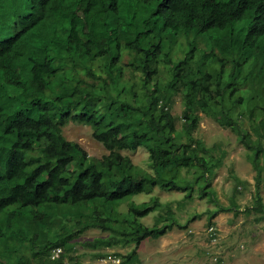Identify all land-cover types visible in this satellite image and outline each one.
<instances>
[{
	"label": "trees",
	"instance_id": "trees-1",
	"mask_svg": "<svg viewBox=\"0 0 264 264\" xmlns=\"http://www.w3.org/2000/svg\"><path fill=\"white\" fill-rule=\"evenodd\" d=\"M118 2L0 0V264H89L67 252L91 227L112 233L86 241L92 248L138 247L186 227L158 196L132 197L158 186L216 201L209 175L221 158L193 135L200 113L238 134L261 179L264 0H124L127 14L112 24ZM136 9L147 20L136 24ZM69 122L90 125L108 152L92 157L65 138ZM140 146L151 170L122 153ZM193 168L194 177L183 174ZM161 208V225L142 223ZM252 208L264 212L258 193ZM114 254L113 264L138 260L135 249Z\"/></svg>",
	"mask_w": 264,
	"mask_h": 264
},
{
	"label": "rangeland",
	"instance_id": "rangeland-1",
	"mask_svg": "<svg viewBox=\"0 0 264 264\" xmlns=\"http://www.w3.org/2000/svg\"><path fill=\"white\" fill-rule=\"evenodd\" d=\"M115 22L116 20L111 23ZM236 27L243 26L237 24ZM191 36L188 38L192 39ZM186 38H182L185 43ZM51 88L56 93L63 92L57 82H53ZM182 109V98L177 96L172 111L179 117ZM200 115L199 125L193 135L202 139L215 157L221 158V164L209 175L211 189L216 193V201H211L207 196L199 197L197 190L192 199H186L182 190H165L156 186L152 192L138 193L132 199L141 203L150 200L152 196H158L161 202L172 208L181 224L186 223V227L174 226L158 238L146 237L138 247L132 242L127 245L97 248L86 246L85 242L108 237L112 233L91 227L70 242L67 258L75 256L82 263L100 264L101 257L108 252L124 255L135 249L138 260L134 264H264V212L252 208L257 193L264 207V171L257 183V171L248 160V149L238 134L228 127L221 126L211 117L203 113ZM242 124L244 128H248L247 121ZM180 126L181 120L178 118L177 127ZM63 135L68 140L79 143L92 157L100 158L108 152L104 145L93 137L90 125L69 122L63 127ZM122 153L129 156L134 164L151 170L148 165L149 151L145 147L140 146L136 150L125 149ZM260 161L264 162V154L261 155ZM72 167L71 163L69 168ZM183 174L192 178L195 176V168L191 172L184 169ZM220 207L227 209L220 210ZM247 207L251 210L248 211ZM120 210L125 213L127 204H122ZM213 210L218 211L211 217ZM164 213L165 208H161L142 217L141 221L147 226L155 223L161 225L162 222H157V218ZM210 227H213V230H210ZM68 228L76 230L77 226L73 223ZM13 229L16 230V225ZM8 242L12 247L20 245L14 239ZM1 245L2 242L0 248ZM97 253L103 255L96 256ZM3 263L10 264L6 259H3Z\"/></svg>",
	"mask_w": 264,
	"mask_h": 264
},
{
	"label": "clouds",
	"instance_id": "clouds-1",
	"mask_svg": "<svg viewBox=\"0 0 264 264\" xmlns=\"http://www.w3.org/2000/svg\"><path fill=\"white\" fill-rule=\"evenodd\" d=\"M134 0H129V2L132 4V7H135V3L133 2ZM118 9H119V12L118 14H114L112 12H110L109 16H108V20L111 22L113 21H117L118 18L121 16V15H126L127 14V10L126 8L124 7V0H119L118 2ZM154 5L152 4L151 5V9H153ZM77 11H80L79 9H77ZM133 13V21H135L136 19V24H139V23H142L143 20H147V14L146 13H143V14H140L138 12V9H136V12L135 11H132ZM127 19H125L126 21H131V18L130 16L129 17H126ZM61 254V253H60ZM55 259V258H54Z\"/></svg>",
	"mask_w": 264,
	"mask_h": 264
},
{
	"label": "built area",
	"instance_id": "built-area-1",
	"mask_svg": "<svg viewBox=\"0 0 264 264\" xmlns=\"http://www.w3.org/2000/svg\"><path fill=\"white\" fill-rule=\"evenodd\" d=\"M210 230H213V227H210ZM61 247H55L52 250L51 258L54 259L58 257L61 253ZM121 261L120 256L114 254L113 252H108L106 256L101 257L100 264H113L119 263Z\"/></svg>",
	"mask_w": 264,
	"mask_h": 264
}]
</instances>
